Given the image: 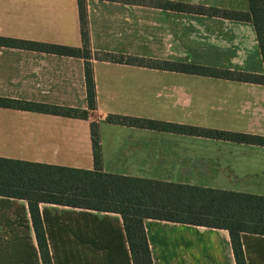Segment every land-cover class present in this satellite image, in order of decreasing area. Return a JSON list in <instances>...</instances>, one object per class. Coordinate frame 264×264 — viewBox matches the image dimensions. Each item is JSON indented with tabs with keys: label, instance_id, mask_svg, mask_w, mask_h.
Segmentation results:
<instances>
[{
	"label": "crops",
	"instance_id": "crops-1",
	"mask_svg": "<svg viewBox=\"0 0 264 264\" xmlns=\"http://www.w3.org/2000/svg\"><path fill=\"white\" fill-rule=\"evenodd\" d=\"M85 2L91 109L85 59L37 45L82 47L77 0H0V97L17 101L0 104V157L90 170L95 130L104 172L264 196V145L108 119L118 115L264 137V83L170 66L264 75L253 24L163 6L247 12L248 0ZM39 212L52 264H132L118 213L45 202ZM143 224L153 264H236L226 229L153 218ZM240 241L246 264H264V235L242 232ZM0 264H42L22 199L0 196Z\"/></svg>",
	"mask_w": 264,
	"mask_h": 264
},
{
	"label": "trees",
	"instance_id": "trees-1",
	"mask_svg": "<svg viewBox=\"0 0 264 264\" xmlns=\"http://www.w3.org/2000/svg\"><path fill=\"white\" fill-rule=\"evenodd\" d=\"M77 4L82 47L37 45L55 53L80 56L85 59L88 106L91 109L95 104V90L92 68L88 61L92 52L89 46L86 2L77 0ZM163 6L174 10L251 22L264 65V0H248L247 12L184 3L165 2ZM104 57L121 62L143 63L140 59L123 55L104 54ZM170 66L171 69L192 74L264 83V75L249 72L187 63H171ZM14 102L17 101L0 97V104ZM50 111L67 116H87V111L73 109L53 108ZM108 119L172 132L225 136L242 142L264 145V137L257 135L118 115H109ZM91 136L94 167L90 170L0 157V196L18 198L27 202L42 264H52V262L39 212L41 202L118 213L122 218L132 264H153L143 224L146 218L226 229L236 264H246L240 233L264 235V196L104 172L101 168L98 134L94 130Z\"/></svg>",
	"mask_w": 264,
	"mask_h": 264
}]
</instances>
